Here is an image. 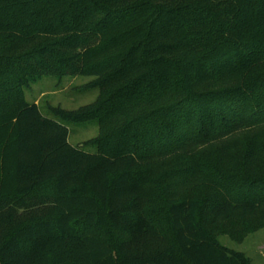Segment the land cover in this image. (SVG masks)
I'll use <instances>...</instances> for the list:
<instances>
[{"label":"trees","instance_id":"trees-1","mask_svg":"<svg viewBox=\"0 0 264 264\" xmlns=\"http://www.w3.org/2000/svg\"><path fill=\"white\" fill-rule=\"evenodd\" d=\"M47 76L98 97L49 118ZM262 228L264 0H0V264H252L217 234Z\"/></svg>","mask_w":264,"mask_h":264},{"label":"rangeland","instance_id":"rangeland-1","mask_svg":"<svg viewBox=\"0 0 264 264\" xmlns=\"http://www.w3.org/2000/svg\"><path fill=\"white\" fill-rule=\"evenodd\" d=\"M92 79L89 76L64 77L59 80L54 76L44 77L26 91L29 102H35L43 114L49 118L60 120L49 111V106H61L64 109L75 110L96 100L99 94L97 88H86ZM69 142L74 146L84 147L85 143L98 135L96 119L82 123H71L69 126ZM88 152H95V146L85 147ZM225 246L245 252L252 264H264V228L246 234L241 240H236L227 234H217Z\"/></svg>","mask_w":264,"mask_h":264}]
</instances>
